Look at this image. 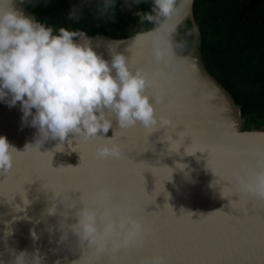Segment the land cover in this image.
<instances>
[{
  "label": "water",
  "instance_id": "95a60500",
  "mask_svg": "<svg viewBox=\"0 0 264 264\" xmlns=\"http://www.w3.org/2000/svg\"><path fill=\"white\" fill-rule=\"evenodd\" d=\"M195 1L177 15L173 35L190 23L186 56L175 49L158 62L153 30L129 40L75 41L86 40L109 62L122 54L148 72L156 115L172 122L121 128L110 113L112 127L98 135L114 137L119 159L97 157V147L109 143L102 137L70 134L56 151L59 139H45L19 101L10 107V95L0 100V136L18 151L11 171L0 172V264H38L37 255L40 264H151L159 256L166 264H264V197L241 185L264 165V132L241 131V109L200 62ZM8 3L0 0V9ZM12 4L31 18L22 0ZM103 188L112 190L111 203L131 208L143 232L127 245L121 236L97 250L70 226L81 203L93 206Z\"/></svg>",
  "mask_w": 264,
  "mask_h": 264
},
{
  "label": "clouds",
  "instance_id": "9594fccd",
  "mask_svg": "<svg viewBox=\"0 0 264 264\" xmlns=\"http://www.w3.org/2000/svg\"><path fill=\"white\" fill-rule=\"evenodd\" d=\"M133 2L139 4L144 0ZM187 3L188 0H152L147 11L137 13L140 21L154 25L152 34L160 38L155 52L158 62L184 47L182 41H174L173 35L180 22L176 17ZM114 4L113 0H103L98 7L100 15L105 16L108 9L114 10ZM82 18L80 6L74 5L67 19L78 23ZM85 36L81 29L57 28L35 17L29 18L9 0L7 7L0 9V100L10 95V107L19 101L24 116H32V126L45 139H59L56 151H60L70 134L84 140L102 137L109 143L97 147V157L119 159L121 151L112 142L114 137L106 139L98 135L106 134L112 127L110 113L118 119L121 128L140 123L151 129L157 125L171 126L172 122L156 115L150 102L152 97L147 94L151 84L148 72L130 65L122 54L113 53L109 62L86 40L75 42ZM15 152L18 151L7 138L0 136V172L11 171ZM241 185L264 197V165L250 183L241 178ZM111 201L112 190L103 188L95 193L93 206L81 203L83 207L76 212L77 222L70 228L82 245L87 242L88 246L102 250L117 237L122 236V243L127 245L142 234L143 223L131 208ZM35 257L40 264L39 256ZM151 264H166V261L159 256Z\"/></svg>",
  "mask_w": 264,
  "mask_h": 264
},
{
  "label": "trees",
  "instance_id": "16d2710c",
  "mask_svg": "<svg viewBox=\"0 0 264 264\" xmlns=\"http://www.w3.org/2000/svg\"><path fill=\"white\" fill-rule=\"evenodd\" d=\"M113 3L114 10L108 9L106 17L98 10L103 0H23L21 5L39 22L81 29L88 38L103 35L115 41L129 40L154 29L137 15L147 11L152 0ZM74 5L83 13L78 23L67 19ZM193 14L199 30L198 58L241 109V131L264 132V0H196ZM174 41L184 43L177 51L186 56L193 43L189 22L179 28Z\"/></svg>",
  "mask_w": 264,
  "mask_h": 264
},
{
  "label": "snow or ice",
  "instance_id": "6c2138e0",
  "mask_svg": "<svg viewBox=\"0 0 264 264\" xmlns=\"http://www.w3.org/2000/svg\"><path fill=\"white\" fill-rule=\"evenodd\" d=\"M240 171H241V175H244V176H246V175H247V173L244 171V169H243V168H241V169H240ZM129 243H131V242H129Z\"/></svg>",
  "mask_w": 264,
  "mask_h": 264
}]
</instances>
